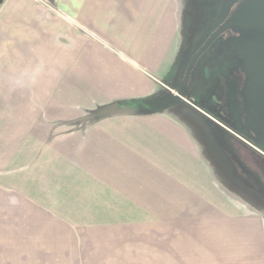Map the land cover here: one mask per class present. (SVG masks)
Here are the masks:
<instances>
[{
    "label": "crops",
    "instance_id": "0c3cea01",
    "mask_svg": "<svg viewBox=\"0 0 264 264\" xmlns=\"http://www.w3.org/2000/svg\"><path fill=\"white\" fill-rule=\"evenodd\" d=\"M177 24L174 0H0L5 264H168V229L231 190L262 197L242 138L187 98L84 118L172 86Z\"/></svg>",
    "mask_w": 264,
    "mask_h": 264
},
{
    "label": "rangeland",
    "instance_id": "374dc122",
    "mask_svg": "<svg viewBox=\"0 0 264 264\" xmlns=\"http://www.w3.org/2000/svg\"><path fill=\"white\" fill-rule=\"evenodd\" d=\"M207 2L174 0L178 17L177 57L188 51L187 60L200 41L202 25L209 14ZM205 74V70L200 73L186 97L220 122L232 125L237 120V109L228 88L220 87L217 79H207ZM213 169L219 172L215 165ZM212 209V213L192 218L189 228L180 232L182 235L178 230L168 229L173 233L168 236V248H177L172 253L168 251V264H264V207L255 198L231 190L221 201L217 198ZM0 258H3L0 264H5L4 257Z\"/></svg>",
    "mask_w": 264,
    "mask_h": 264
},
{
    "label": "flooded vegetation",
    "instance_id": "af4514ba",
    "mask_svg": "<svg viewBox=\"0 0 264 264\" xmlns=\"http://www.w3.org/2000/svg\"><path fill=\"white\" fill-rule=\"evenodd\" d=\"M207 1L209 2L206 4L209 14H207V21L202 25V37L187 60L188 51L183 57L180 56L181 60L176 64L175 75L171 79L172 86L181 84L182 93L185 95L193 82L198 80L200 73L205 70L207 79H217L220 87L228 88L230 100L237 109L236 122L232 125H225L211 116L232 132L234 130L245 138L244 140L239 136L246 146H235L238 158L244 167L245 182L255 193L264 197V155L251 145L264 149V135L255 120V108L245 95L248 72L244 60L241 55L233 52L235 42L239 38L251 39L259 36L264 39V33L256 28H245L238 25L222 28L226 23L236 20V15L241 12L248 0H229L226 10H224L226 0ZM189 65L187 78L184 81ZM185 98H187L186 95Z\"/></svg>",
    "mask_w": 264,
    "mask_h": 264
},
{
    "label": "water",
    "instance_id": "95a60500",
    "mask_svg": "<svg viewBox=\"0 0 264 264\" xmlns=\"http://www.w3.org/2000/svg\"><path fill=\"white\" fill-rule=\"evenodd\" d=\"M229 0L224 3V10L228 8ZM238 25L245 28H256L264 33V0H248L236 20L226 23L222 28ZM210 39L207 41V43ZM200 52V51H199ZM233 52L241 55L244 60L245 68L248 72L246 84V98L255 108V120L260 125L261 133L264 135V39L254 36L251 39L239 38L233 47ZM191 65V64H190ZM186 71L185 79L188 74ZM182 85L166 87V93L156 98L140 99L132 107H124L119 101L113 102L86 117L87 120H96L106 116L122 114H143L168 108L180 100H186L181 90ZM226 127V126H225ZM228 128V127H226ZM229 129V128H228ZM231 130V129H230ZM233 132H235L233 130ZM237 136L245 138L235 132ZM261 154L264 149L251 144ZM264 207L262 197L255 198Z\"/></svg>",
    "mask_w": 264,
    "mask_h": 264
},
{
    "label": "trees",
    "instance_id": "16d2710c",
    "mask_svg": "<svg viewBox=\"0 0 264 264\" xmlns=\"http://www.w3.org/2000/svg\"><path fill=\"white\" fill-rule=\"evenodd\" d=\"M138 101H140V99H128L119 101V104L124 107H132Z\"/></svg>",
    "mask_w": 264,
    "mask_h": 264
}]
</instances>
